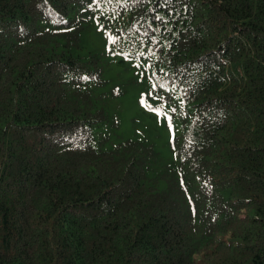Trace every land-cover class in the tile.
I'll return each instance as SVG.
<instances>
[{"label": "trees", "instance_id": "16d2710c", "mask_svg": "<svg viewBox=\"0 0 264 264\" xmlns=\"http://www.w3.org/2000/svg\"><path fill=\"white\" fill-rule=\"evenodd\" d=\"M92 2L0 0V264H264V0L114 9L180 107L168 152L104 147Z\"/></svg>", "mask_w": 264, "mask_h": 264}, {"label": "rangeland", "instance_id": "374dc122", "mask_svg": "<svg viewBox=\"0 0 264 264\" xmlns=\"http://www.w3.org/2000/svg\"><path fill=\"white\" fill-rule=\"evenodd\" d=\"M120 3L92 2L91 7L100 5L102 9L98 18L89 20L90 27L83 34V55L97 54L105 67L107 81L94 89L97 105L105 107L109 115L103 129L110 133V141L104 147L138 139L151 141L168 152L169 141L181 132L180 107L164 100V87L155 78L161 69L160 56L128 46L124 38L127 20L120 19L114 10ZM116 118L119 128L114 130L111 122Z\"/></svg>", "mask_w": 264, "mask_h": 264}, {"label": "clouds", "instance_id": "9594fccd", "mask_svg": "<svg viewBox=\"0 0 264 264\" xmlns=\"http://www.w3.org/2000/svg\"><path fill=\"white\" fill-rule=\"evenodd\" d=\"M113 10V9H112ZM119 17V16H118ZM120 18V17H119ZM121 19V18H120Z\"/></svg>", "mask_w": 264, "mask_h": 264}]
</instances>
